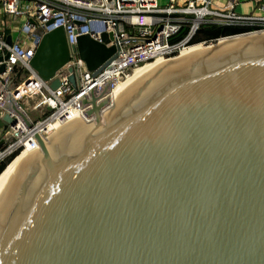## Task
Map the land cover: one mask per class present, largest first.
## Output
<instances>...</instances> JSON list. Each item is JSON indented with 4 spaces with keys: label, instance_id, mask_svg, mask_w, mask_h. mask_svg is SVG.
Wrapping results in <instances>:
<instances>
[{
    "label": "water",
    "instance_id": "1",
    "mask_svg": "<svg viewBox=\"0 0 264 264\" xmlns=\"http://www.w3.org/2000/svg\"><path fill=\"white\" fill-rule=\"evenodd\" d=\"M76 48L93 73L116 50L58 26L30 63L48 80ZM111 91L80 96L69 134H36L0 202V264H264V30L154 67L103 114ZM6 99L1 120L31 125L27 96Z\"/></svg>",
    "mask_w": 264,
    "mask_h": 264
},
{
    "label": "built area",
    "instance_id": "2",
    "mask_svg": "<svg viewBox=\"0 0 264 264\" xmlns=\"http://www.w3.org/2000/svg\"><path fill=\"white\" fill-rule=\"evenodd\" d=\"M212 0H0L4 11L3 25L10 28L6 14L25 19L17 39L7 42L0 34V112L5 109L6 94L14 100L27 96L29 101L21 105L32 123L27 125L12 110L16 118L8 124L6 146L0 150V158L17 148L32 149L38 145L36 134L52 133L75 116L83 115L84 106L80 96L90 88L100 91L105 82L113 86L125 76L126 70L138 63L178 53L190 45L189 40L204 23L246 26L238 32L264 30V3L261 13H240L232 2L225 9L210 7ZM62 26L67 42L76 44V37L89 34L116 47L113 55L99 72L93 73L77 48L55 73L44 80L30 63L35 49L44 33ZM185 30L184 34L175 36ZM103 34L106 40L103 39ZM204 42V41H201ZM5 53L7 56L4 57ZM75 66L79 77L78 86L72 85L69 67ZM57 77L59 84L52 88L49 82ZM36 112L33 117L28 110Z\"/></svg>",
    "mask_w": 264,
    "mask_h": 264
},
{
    "label": "bare ground",
    "instance_id": "3",
    "mask_svg": "<svg viewBox=\"0 0 264 264\" xmlns=\"http://www.w3.org/2000/svg\"><path fill=\"white\" fill-rule=\"evenodd\" d=\"M229 38L233 37H226L221 38L220 41L228 40ZM205 42L194 43L187 45L178 52V55L173 56L172 58L169 57H156L152 60H147L142 63L135 64L129 67L126 72L125 76L122 77L112 88L111 91V98H112V105H110V109L107 108L103 112V114L107 113L109 110H112L113 106L117 104L125 94L148 72H150L154 67L165 64L166 62L177 60L180 58H184V56L193 53L201 48H203ZM166 58V59H165ZM152 65V66H149ZM155 65V66H153ZM85 117L84 115H78L73 117L72 119L68 120V122L64 125H60L56 127L55 132L52 134H58L60 132H64V134H69L72 128V125L76 123L77 120ZM36 149H29L23 148L16 154V156L9 162L6 168L0 173V202L3 199V192L9 191L11 185L15 180L16 175L18 174L19 168L22 166L26 158Z\"/></svg>",
    "mask_w": 264,
    "mask_h": 264
},
{
    "label": "trees",
    "instance_id": "4",
    "mask_svg": "<svg viewBox=\"0 0 264 264\" xmlns=\"http://www.w3.org/2000/svg\"><path fill=\"white\" fill-rule=\"evenodd\" d=\"M248 29L246 26L241 25H230V24H219V23H204L196 30L193 36L190 38L188 43H200L201 41L209 42L214 41L216 38L224 35L235 34ZM185 30H181L176 36V38L181 37ZM196 44V43H195ZM7 144L6 141L0 140V150L3 149ZM20 148H17L11 153L6 154L0 158V170L5 166V164L15 155L19 153Z\"/></svg>",
    "mask_w": 264,
    "mask_h": 264
},
{
    "label": "crops",
    "instance_id": "5",
    "mask_svg": "<svg viewBox=\"0 0 264 264\" xmlns=\"http://www.w3.org/2000/svg\"><path fill=\"white\" fill-rule=\"evenodd\" d=\"M229 1L233 3L234 10L240 13L253 12L252 10L254 9L257 10V13H261L262 9L259 7L262 2L264 3V0H212L210 7L214 9H225V4ZM0 125V140L8 141V124L1 120Z\"/></svg>",
    "mask_w": 264,
    "mask_h": 264
},
{
    "label": "rangeland",
    "instance_id": "6",
    "mask_svg": "<svg viewBox=\"0 0 264 264\" xmlns=\"http://www.w3.org/2000/svg\"><path fill=\"white\" fill-rule=\"evenodd\" d=\"M252 11L255 12V13H257V10H255V9L252 10ZM3 14H4L3 8L0 5V27L3 25V18H2L3 17ZM6 19L10 22V24L12 26L11 27V35L13 37V40H16L17 39V35H19L20 30H22L21 28H22V25H23L25 19L23 17H18V16L17 17H14L11 14H6ZM174 55H178V53H176ZM174 55L165 56V57L172 58ZM149 66H152V65H149ZM153 66H155V65H153ZM28 111L31 113V115L33 117H37L35 111L30 110V109ZM0 123H1V118H0ZM0 127H1V125H0Z\"/></svg>",
    "mask_w": 264,
    "mask_h": 264
}]
</instances>
